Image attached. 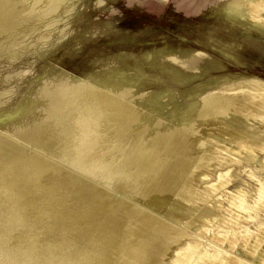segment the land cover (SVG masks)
<instances>
[{
    "label": "bare ground",
    "instance_id": "obj_1",
    "mask_svg": "<svg viewBox=\"0 0 264 264\" xmlns=\"http://www.w3.org/2000/svg\"><path fill=\"white\" fill-rule=\"evenodd\" d=\"M70 2L0 0V56L57 33ZM223 10L264 34V0H228ZM206 89L167 121L128 87L74 79L38 94L29 121L0 117V264H264V179L227 190L234 167L257 158L264 174V81L223 76ZM97 190L126 201L115 217ZM207 199L216 211L194 223L204 242L133 205L171 204L168 217L189 228Z\"/></svg>",
    "mask_w": 264,
    "mask_h": 264
},
{
    "label": "rangeland",
    "instance_id": "obj_2",
    "mask_svg": "<svg viewBox=\"0 0 264 264\" xmlns=\"http://www.w3.org/2000/svg\"><path fill=\"white\" fill-rule=\"evenodd\" d=\"M226 1L71 0L70 12L56 25L57 33L33 47L14 50V55L0 56V117L7 116L13 124L29 121L38 94L74 79H106L128 87L142 110L167 121L170 113L182 112L197 93H209L206 88L223 76L264 81V34L228 19L223 10ZM168 58H175V62ZM217 141V149L223 145L228 150L229 144L223 138ZM192 147L188 148L195 153L197 148ZM256 161L243 170L234 167L240 173L227 186L228 191L234 187L247 190L250 186L246 182L257 187L253 180L264 179V174L257 171ZM207 179L197 185L203 186ZM108 196L98 191L95 199L104 206L109 204L110 208L106 205L107 211H103L113 217L126 201L116 202ZM207 200L196 210L202 213L188 215L193 218L189 217L193 221L189 228H180L168 217L171 204L167 209L159 206V211L152 213L133 205L204 242L207 235L196 234L195 226L216 211L210 205L216 201ZM209 226L207 230L212 231Z\"/></svg>",
    "mask_w": 264,
    "mask_h": 264
},
{
    "label": "water",
    "instance_id": "obj_3",
    "mask_svg": "<svg viewBox=\"0 0 264 264\" xmlns=\"http://www.w3.org/2000/svg\"><path fill=\"white\" fill-rule=\"evenodd\" d=\"M42 55V53L41 54H38L37 56H41Z\"/></svg>",
    "mask_w": 264,
    "mask_h": 264
}]
</instances>
